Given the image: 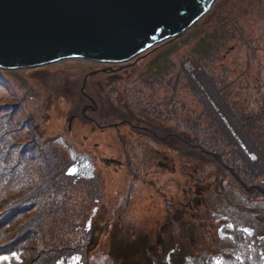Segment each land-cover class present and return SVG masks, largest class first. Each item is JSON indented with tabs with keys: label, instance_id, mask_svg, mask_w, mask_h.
Wrapping results in <instances>:
<instances>
[{
	"label": "rangeland",
	"instance_id": "obj_1",
	"mask_svg": "<svg viewBox=\"0 0 264 264\" xmlns=\"http://www.w3.org/2000/svg\"><path fill=\"white\" fill-rule=\"evenodd\" d=\"M250 2L216 0L187 32L138 59L116 63L68 59L0 72V93L25 97L38 93L36 100L26 99L36 109L49 105L55 122L48 131L64 133L67 151L82 162L81 174L99 176L103 196L95 207L96 219L100 226L108 224L120 243L162 224L166 230L160 253L172 264H264V197L240 190L214 156L192 147H207L201 141L205 137L219 139L206 115L211 106L221 107L223 100L236 113L255 99L262 70L259 57L264 58V52L257 55L234 39L230 44L215 30L231 12L246 19L242 11L250 9ZM246 28L254 42L264 33L262 22ZM229 44L232 51L223 56ZM70 87L86 99L76 116H83L93 99L100 109L87 116L97 118L103 128L82 120L70 128L65 116L69 103L60 98L61 91ZM119 102L143 137L123 130L124 137L116 130L127 126L117 128L114 124L121 119L109 114L123 106ZM222 113L227 119L228 114ZM178 149L193 152L199 162L190 155L180 157ZM105 251L99 247L91 261L104 263L110 257Z\"/></svg>",
	"mask_w": 264,
	"mask_h": 264
},
{
	"label": "trees",
	"instance_id": "obj_2",
	"mask_svg": "<svg viewBox=\"0 0 264 264\" xmlns=\"http://www.w3.org/2000/svg\"><path fill=\"white\" fill-rule=\"evenodd\" d=\"M242 12L246 19L239 20L231 12L215 30L221 33L222 40L243 42L258 55L264 52V33L256 35L254 42L246 27L259 26L260 22L264 26V0H251L250 9ZM230 44L222 52L223 56L232 51L229 46L233 45ZM210 52L209 49L207 54ZM259 64L262 70L254 89L255 99L248 107L241 105L236 113L228 110L223 100L221 107L211 106L210 113L206 115L211 121L210 128L219 134V141L210 137L208 141L205 137L201 141L207 143V147H192L198 148L199 154L214 156L240 190L262 198L263 57H259ZM189 82L192 85V80ZM0 83H3L1 78ZM240 86L244 88L245 84ZM27 97L36 100L39 94ZM27 97L9 95L7 91L0 93V264H72L77 259L76 264H97L90 258L101 246L110 255L102 264H172L169 258L161 257L164 240L160 239L166 230L162 224L157 226L158 229L150 228L145 234L129 236L124 243H120V236L114 234L108 224H98L95 207L103 196V191L97 186L99 176L81 174L82 162L67 151L63 144L64 133L48 131L55 122H52L49 105H37L36 109L29 105L31 102ZM60 98L69 103L65 104L69 108L65 113L68 124L72 117L74 122L86 119L76 116L86 99L76 94L74 87L62 90ZM122 108L119 106L109 111L112 119H121L119 127L127 125L123 130L135 131L133 136L143 137L145 133L133 126L130 115ZM222 111L228 114V120L222 117ZM119 130L125 137L122 128ZM167 138L174 141L169 132ZM178 151L180 157L190 155L192 161L199 162L193 152Z\"/></svg>",
	"mask_w": 264,
	"mask_h": 264
},
{
	"label": "water",
	"instance_id": "obj_3",
	"mask_svg": "<svg viewBox=\"0 0 264 264\" xmlns=\"http://www.w3.org/2000/svg\"><path fill=\"white\" fill-rule=\"evenodd\" d=\"M216 0H0V65L126 62L187 32Z\"/></svg>",
	"mask_w": 264,
	"mask_h": 264
},
{
	"label": "flooded vegetation",
	"instance_id": "obj_4",
	"mask_svg": "<svg viewBox=\"0 0 264 264\" xmlns=\"http://www.w3.org/2000/svg\"><path fill=\"white\" fill-rule=\"evenodd\" d=\"M106 152V151H105ZM110 158V156H108Z\"/></svg>",
	"mask_w": 264,
	"mask_h": 264
}]
</instances>
